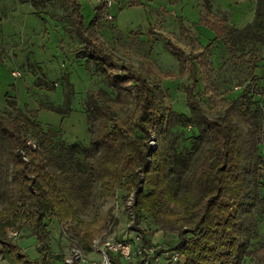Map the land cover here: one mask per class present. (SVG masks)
Returning <instances> with one entry per match:
<instances>
[{
  "label": "trees",
  "instance_id": "16d2710c",
  "mask_svg": "<svg viewBox=\"0 0 264 264\" xmlns=\"http://www.w3.org/2000/svg\"><path fill=\"white\" fill-rule=\"evenodd\" d=\"M60 1L69 9L82 47L101 67L116 96L100 89L86 93L90 140L83 150V170L73 160V148L55 151L47 133L21 109L10 114L0 110V200L4 202L0 250H6L17 264H46L51 251L45 222L49 217L60 224L78 221L86 230L82 248L90 250L99 230L78 218V209L96 198L100 204L122 190L125 200L131 201V226L140 232L143 244L149 243L148 231L142 226L147 218L156 224L167 223L176 232L173 244L156 248L153 258L166 251L177 252L182 264H240L250 254L253 264H264V245L249 251L257 226L253 207L264 177V112L250 108L244 90L237 98H220L209 118L195 91L202 82L204 93H213L208 57L214 42H221L228 52H233L238 40L250 42L251 52L256 45L264 46V0H255L253 18L241 28L226 23L204 5L199 22L214 32L208 44H201L182 23L184 46L169 32H158L176 58V76L190 80L185 87L186 105L198 136L191 148L178 152L162 124L166 74L151 60L134 68L104 45L95 30L101 6L86 25L80 0ZM46 108L61 111L52 105ZM27 139L36 147L31 148ZM84 175L91 178V184H85ZM22 229L25 237L35 239L39 257H30L15 240ZM15 230L17 236H10Z\"/></svg>",
  "mask_w": 264,
  "mask_h": 264
},
{
  "label": "rangeland",
  "instance_id": "374dc122",
  "mask_svg": "<svg viewBox=\"0 0 264 264\" xmlns=\"http://www.w3.org/2000/svg\"><path fill=\"white\" fill-rule=\"evenodd\" d=\"M80 3L87 25L98 2L80 0ZM204 5L226 23L241 28L252 20L255 0H113L109 10L112 19L105 20L100 13L95 29L119 60L134 68H140L144 60H151L166 74L162 79V124L176 152L191 148L198 130L186 105L185 87L190 80L187 76H176V58L158 32H169L176 43L184 46L186 37L179 27L182 23L195 32L201 44H208L214 32L199 22L200 15L205 13ZM68 10L60 0H0V110L10 114L21 109L47 133L55 151L60 147L73 148V160L83 170V150L90 140L84 106L86 93L89 89H100L115 97L116 91L108 86L101 67L82 47ZM151 29L155 33L149 34ZM250 48L251 43L245 40H238L233 52H228L219 41L212 44L208 61L212 67L213 93H204L202 82L195 89L205 116L215 114L213 105L220 98H237L244 90L250 108L264 112V46L256 45L253 52ZM49 105L61 111L46 108ZM84 182L91 184V178L84 175ZM258 195L253 207L257 226L250 239V252L264 245V177L259 182ZM97 202L96 198L86 208L78 209V218L99 230L95 238L131 237V210L123 191L117 190L102 203ZM3 205L0 200V209ZM45 222L50 230L51 248L46 264L61 261L71 241L84 247L82 236L86 230L78 221L60 224L49 217ZM142 226L155 248H168L177 238L167 223L160 225L147 218ZM25 235L26 230L22 229L20 237H24L15 240H21L29 256L39 257L35 239ZM140 259L141 255L129 264H138ZM181 259L175 261L165 251L149 264H181ZM0 264L17 263L6 250H0ZM240 264H253L251 255L241 259Z\"/></svg>",
  "mask_w": 264,
  "mask_h": 264
},
{
  "label": "built area",
  "instance_id": "2783aa9c",
  "mask_svg": "<svg viewBox=\"0 0 264 264\" xmlns=\"http://www.w3.org/2000/svg\"><path fill=\"white\" fill-rule=\"evenodd\" d=\"M98 5L101 6V14L105 20H111L112 14L110 13V7L113 0H96ZM26 143L35 148L36 143L32 139H27ZM154 144V141H152ZM128 207L131 206V201H128ZM131 237L123 238H94L91 242L89 252L95 254L90 257L87 251L75 242L68 243V247L63 254L62 264H129L135 258L142 257L144 264H149L151 259H158V257H152L156 248L148 243L143 244L140 232L134 230L132 226H129ZM134 230V231H133ZM18 231H11L10 236H17ZM173 260L180 258L177 252H170ZM142 262V264H143Z\"/></svg>",
  "mask_w": 264,
  "mask_h": 264
},
{
  "label": "crops",
  "instance_id": "0c3cea01",
  "mask_svg": "<svg viewBox=\"0 0 264 264\" xmlns=\"http://www.w3.org/2000/svg\"><path fill=\"white\" fill-rule=\"evenodd\" d=\"M99 6V5H98ZM95 12H96V7H95ZM95 14V13H94ZM94 16V15H93ZM28 238H30V239H33L31 236L29 237V236H27ZM19 244L21 245V240H19ZM21 247H22V249L24 250L25 248L21 245ZM28 253V252H27ZM88 254V256L90 255H93V256H95V254H92V253H87ZM30 256L31 257H33L31 254H30ZM92 256V257H93ZM181 258V257H180ZM181 261L183 262V259H181ZM182 262H180L181 264H182ZM60 263H62V260L61 261H59V262H56V264H60Z\"/></svg>",
  "mask_w": 264,
  "mask_h": 264
}]
</instances>
